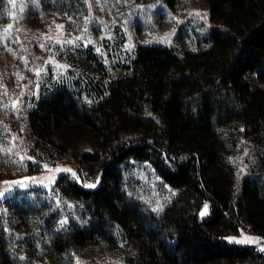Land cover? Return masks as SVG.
<instances>
[{
	"label": "trees",
	"instance_id": "obj_1",
	"mask_svg": "<svg viewBox=\"0 0 264 264\" xmlns=\"http://www.w3.org/2000/svg\"><path fill=\"white\" fill-rule=\"evenodd\" d=\"M38 2L47 20L87 27L88 0ZM208 2L204 49L139 43L113 77L82 45L60 53L59 76L43 72L24 110L22 168L70 163L69 149L89 141L83 157L98 170L86 168L94 185L63 172L51 188L0 199V264H82L107 252L122 264H264V0ZM125 43L120 33L118 54ZM143 178L170 201L144 198ZM244 232L254 243L236 240Z\"/></svg>",
	"mask_w": 264,
	"mask_h": 264
},
{
	"label": "rangeland",
	"instance_id": "obj_2",
	"mask_svg": "<svg viewBox=\"0 0 264 264\" xmlns=\"http://www.w3.org/2000/svg\"><path fill=\"white\" fill-rule=\"evenodd\" d=\"M88 3L91 13L87 27L76 32L69 29L75 25L68 27L66 22L47 20L38 0H0L1 200L36 186L51 188L63 172H71L77 179L80 173L86 183L94 185L86 179V168L96 172L97 164L83 157L92 146L89 141L69 149L70 163L45 166L42 172L35 174H27L21 166L25 157L23 147L27 142L24 129L27 101L38 93L43 72L53 68L58 75L67 68L60 57L62 51L93 45L112 68V76L117 77L123 74L119 62L128 61L139 43L158 42L174 46L182 53L199 51L210 45L207 37L212 21L208 0H176L172 7L159 3L143 5L135 0H88ZM120 33L126 40L122 54L115 50ZM53 129L54 139L62 143L55 121ZM247 173L248 167L242 174ZM155 181V178H143L142 196L151 202L167 203L171 192L158 190ZM134 184L139 187L140 181L135 179ZM118 204L123 206L120 200ZM207 212L208 204L202 217L207 218ZM236 240L243 244L254 243L245 232ZM171 243L175 244V240ZM82 264L122 263L114 253L107 252L93 259H82Z\"/></svg>",
	"mask_w": 264,
	"mask_h": 264
},
{
	"label": "snow or ice",
	"instance_id": "obj_3",
	"mask_svg": "<svg viewBox=\"0 0 264 264\" xmlns=\"http://www.w3.org/2000/svg\"><path fill=\"white\" fill-rule=\"evenodd\" d=\"M10 2H11V0H10ZM9 27H11V25H9ZM37 74H39V73H37ZM203 214V213H202Z\"/></svg>",
	"mask_w": 264,
	"mask_h": 264
},
{
	"label": "bare ground",
	"instance_id": "obj_4",
	"mask_svg": "<svg viewBox=\"0 0 264 264\" xmlns=\"http://www.w3.org/2000/svg\"><path fill=\"white\" fill-rule=\"evenodd\" d=\"M258 236V235H257Z\"/></svg>",
	"mask_w": 264,
	"mask_h": 264
}]
</instances>
